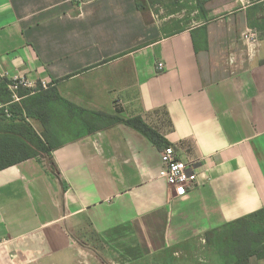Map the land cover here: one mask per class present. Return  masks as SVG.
Wrapping results in <instances>:
<instances>
[{"label":"crops","instance_id":"0c3cea01","mask_svg":"<svg viewBox=\"0 0 264 264\" xmlns=\"http://www.w3.org/2000/svg\"><path fill=\"white\" fill-rule=\"evenodd\" d=\"M163 1L0 0V81L61 80L85 110L50 157L0 171V264H134L264 209V0H201L194 25ZM97 112L142 117L198 184L175 196L164 147L90 133Z\"/></svg>","mask_w":264,"mask_h":264},{"label":"trees","instance_id":"16d2710c","mask_svg":"<svg viewBox=\"0 0 264 264\" xmlns=\"http://www.w3.org/2000/svg\"><path fill=\"white\" fill-rule=\"evenodd\" d=\"M59 81L52 82L48 88L38 82L34 91L20 89L19 102L14 100L9 88L11 81H0V171L26 160L50 157L53 151L76 137V111L85 110L60 96ZM94 116L90 133L124 124L145 135L157 147L169 146L142 117L125 119L102 112ZM30 120L41 124V132ZM205 240L216 253L218 264H250L252 257L264 261V209L207 232ZM171 251L168 249L160 255Z\"/></svg>","mask_w":264,"mask_h":264},{"label":"rangeland","instance_id":"374dc122","mask_svg":"<svg viewBox=\"0 0 264 264\" xmlns=\"http://www.w3.org/2000/svg\"><path fill=\"white\" fill-rule=\"evenodd\" d=\"M201 2V0H170L168 3V0H164L160 9L168 7L169 11L174 13L176 18L180 17L185 23L194 25L199 21L198 15L195 12H199ZM168 13L170 12H165V14ZM32 124L38 132H41L39 124L36 122H32ZM217 261L216 253L207 245L206 240L203 239L195 240L188 246L184 245L172 248L171 253L167 255L148 257L134 264H218Z\"/></svg>","mask_w":264,"mask_h":264},{"label":"built area","instance_id":"2783aa9c","mask_svg":"<svg viewBox=\"0 0 264 264\" xmlns=\"http://www.w3.org/2000/svg\"><path fill=\"white\" fill-rule=\"evenodd\" d=\"M1 61V58H0ZM158 69L163 70L164 64H158ZM9 88L13 94V98L16 102H19L20 89H28L34 91L37 88V84L32 83L26 76L17 77L10 80ZM43 88H48L49 84L42 81ZM8 113V111H7ZM10 116V114H8ZM200 163L196 162H184L177 158L176 150L173 146H166L161 151V170L159 177L170 186L175 196L181 197L186 192L198 184Z\"/></svg>","mask_w":264,"mask_h":264}]
</instances>
